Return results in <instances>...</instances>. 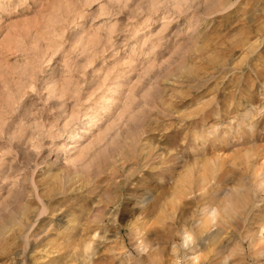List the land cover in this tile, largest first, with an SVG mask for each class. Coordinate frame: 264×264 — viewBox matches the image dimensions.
Masks as SVG:
<instances>
[{
	"label": "rangeland",
	"instance_id": "obj_1",
	"mask_svg": "<svg viewBox=\"0 0 264 264\" xmlns=\"http://www.w3.org/2000/svg\"><path fill=\"white\" fill-rule=\"evenodd\" d=\"M0 264H264V0H0Z\"/></svg>",
	"mask_w": 264,
	"mask_h": 264
},
{
	"label": "bare ground",
	"instance_id": "obj_2",
	"mask_svg": "<svg viewBox=\"0 0 264 264\" xmlns=\"http://www.w3.org/2000/svg\"><path fill=\"white\" fill-rule=\"evenodd\" d=\"M207 211V210H206ZM205 213V212H204ZM219 210L218 208H211L210 210L207 211V214H209L211 216V221L214 220L216 218V216L218 215ZM190 236H187V238L189 239ZM186 243L188 244V242L186 241Z\"/></svg>",
	"mask_w": 264,
	"mask_h": 264
}]
</instances>
